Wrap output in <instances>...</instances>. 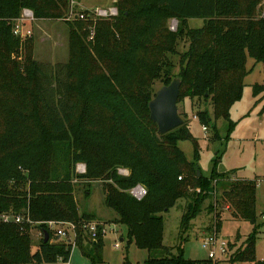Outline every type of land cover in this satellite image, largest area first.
I'll use <instances>...</instances> for the list:
<instances>
[{
  "label": "trees",
  "instance_id": "trees-1",
  "mask_svg": "<svg viewBox=\"0 0 264 264\" xmlns=\"http://www.w3.org/2000/svg\"><path fill=\"white\" fill-rule=\"evenodd\" d=\"M260 2L115 0L116 16L66 21L68 59L49 64L33 58L31 37L15 36L13 22L24 8L35 19L64 18L69 1L0 0V264L67 262L74 244L84 253L83 246L91 244L93 262L101 260L104 232L100 228L96 241L89 238L83 224L95 216L79 213L74 195V182L95 180L102 181L104 204L115 212L114 223L126 227L127 244L157 254L144 264H212L186 259L182 235L203 201L214 196L217 181L229 176L217 171V160L209 175L198 174V142L186 113L178 110L183 123L161 134L150 119L148 102L156 81L165 85L178 76L177 105L185 98L209 100L211 114L206 108L196 111L206 129L212 119H229L242 95L247 57L264 63ZM171 18L178 20L175 32L169 29ZM191 18L204 23L190 28ZM175 57L177 72L171 71ZM260 94L255 103L264 97V84L255 83L253 95ZM217 138L214 125L209 140ZM181 140L192 142L193 159L179 147ZM78 164L86 166L84 173L76 172ZM137 184L146 190L139 200L129 193ZM255 188L253 180L234 179L215 195L208 209L215 212L216 232L224 204L232 218L255 220ZM179 199L188 204L179 243L171 247L163 244L162 213ZM4 214L22 219L3 221ZM50 221L73 223L74 243L54 236ZM33 228L41 234L34 251ZM231 248L228 243L229 264H264L255 256L253 235L235 251Z\"/></svg>",
  "mask_w": 264,
  "mask_h": 264
},
{
  "label": "rangeland",
  "instance_id": "rangeland-1",
  "mask_svg": "<svg viewBox=\"0 0 264 264\" xmlns=\"http://www.w3.org/2000/svg\"><path fill=\"white\" fill-rule=\"evenodd\" d=\"M79 6L86 8L108 9L113 6L112 0H74ZM81 4V5H80ZM259 16H264V0H261L258 7ZM201 18L188 19L190 28H198L203 25ZM32 31L30 36L32 44V56L43 63L66 62L69 55V26L64 18L48 19L37 18L26 23ZM170 28V27H173ZM178 20H169V29L173 32L177 30ZM91 34V32H90ZM94 34V33H93ZM27 39V38H26ZM91 37L89 36V40ZM185 41L179 42V51L185 46ZM25 43V42H24ZM176 67L171 71L177 72V57L172 58ZM247 75L244 78V87L241 98L236 101L230 109V117L219 118L212 123L206 131L196 117V111L206 108L212 113V105L209 100L203 98H185L178 103V110L184 111L187 120L190 122V129L198 142L197 166L203 175H209L216 162V169L221 174H228L229 178L217 181L215 184L214 196L203 201L201 211L190 222L189 228L182 235L183 256L192 260H207L208 249L203 247V238L211 229L216 226L215 214L208 209L215 195L226 190L231 180L246 179L255 181V220H240L230 216L231 209L228 204L222 205L221 228L219 239L232 244V251L238 249L247 237H255V256L257 259H264V97L258 101L262 95H253V85L255 83L264 84V63L256 62L253 58L247 57ZM162 86L160 81H156L154 88L157 90ZM233 122V127L229 129V122ZM215 130L218 138L209 140ZM186 157L191 160L194 157V146L190 140H181L178 143ZM85 165H77L76 172L84 173ZM121 171V170H120ZM74 195L77 200L79 213L87 212L94 214L95 221L104 226L103 245L100 252L101 260L96 263L94 247L90 244L84 245L87 252H83L79 245L74 244L70 258L67 262L57 260L56 262H44L40 264H144V260L149 256H156L155 251L149 252L146 249L138 248L135 243L127 244L126 227L116 224L113 221L115 212L104 204V193L102 181H80L74 182ZM188 204V199H179L176 204L167 212H163V244L175 247L179 243L180 220L184 207ZM217 211V210H216ZM68 230L70 239L73 235ZM32 249L40 239L38 229H31ZM56 235L54 231V236ZM120 238L122 240L120 241ZM115 243L119 244L115 248ZM176 252L174 248L173 253ZM225 257L217 255V260L212 264H229ZM36 264V263H28ZM231 264V263H230Z\"/></svg>",
  "mask_w": 264,
  "mask_h": 264
},
{
  "label": "built area",
  "instance_id": "built-area-1",
  "mask_svg": "<svg viewBox=\"0 0 264 264\" xmlns=\"http://www.w3.org/2000/svg\"><path fill=\"white\" fill-rule=\"evenodd\" d=\"M69 1V8L68 11L65 14L64 20L65 21H72L73 19H86L87 17H91V19H99V18H111L113 16H116L118 11L117 8L113 5L108 9H99V8H85L82 6H79L78 3L74 0H68ZM35 18L33 16V12L30 9L24 8L22 10L21 16L14 20L13 22V28L12 32L15 36L19 37L21 40H24L26 38H29L32 35V31L30 27L27 26V22L33 21ZM174 29L173 27H170ZM94 31L91 30V36L93 35ZM203 130L206 131V127L203 126ZM83 165V164H78ZM120 173L127 174V171L125 169H121ZM129 193L135 197L136 199H141L146 194L145 188L137 184L134 187H132L129 190ZM1 219L3 221H9L14 220L15 222L21 221L22 217L20 215H1ZM48 225L53 228V231H55L56 236L68 241L74 243L75 241V235H76V229L75 225L71 222H54L50 221L48 222ZM104 226H102L100 223L96 222L95 220H90L87 223L83 224V228L86 229L88 236L93 241H96V238L99 235V230L102 228V232H104ZM73 235V241L70 239V235L68 234V230ZM219 232H216L215 226L212 228L211 232L207 233L206 236L203 238V247L208 249L207 258L215 262L217 260V255H220V257H225L228 254V242L222 239H219L218 236ZM115 248L119 247L118 243H115Z\"/></svg>",
  "mask_w": 264,
  "mask_h": 264
},
{
  "label": "water",
  "instance_id": "water-1",
  "mask_svg": "<svg viewBox=\"0 0 264 264\" xmlns=\"http://www.w3.org/2000/svg\"><path fill=\"white\" fill-rule=\"evenodd\" d=\"M180 85L181 78L178 76L173 77L168 84L159 87L153 98L148 102L150 119L156 123L157 130L161 134L183 123V118L179 114L177 106ZM198 174H200L199 170ZM48 237L47 231H44L43 241H47Z\"/></svg>",
  "mask_w": 264,
  "mask_h": 264
},
{
  "label": "crops",
  "instance_id": "crops-1",
  "mask_svg": "<svg viewBox=\"0 0 264 264\" xmlns=\"http://www.w3.org/2000/svg\"><path fill=\"white\" fill-rule=\"evenodd\" d=\"M112 2H113V4H114V0H112ZM81 5V4H80ZM82 6V5H81ZM82 7H85L86 8V6H82ZM94 215V214H93ZM122 239V238H121Z\"/></svg>",
  "mask_w": 264,
  "mask_h": 264
}]
</instances>
